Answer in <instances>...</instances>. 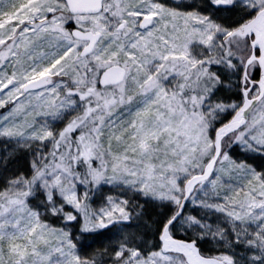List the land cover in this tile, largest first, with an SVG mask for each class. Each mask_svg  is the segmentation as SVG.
<instances>
[{
  "label": "snow or ice",
  "instance_id": "snow-or-ice-1",
  "mask_svg": "<svg viewBox=\"0 0 264 264\" xmlns=\"http://www.w3.org/2000/svg\"><path fill=\"white\" fill-rule=\"evenodd\" d=\"M0 264H264V0H0Z\"/></svg>",
  "mask_w": 264,
  "mask_h": 264
}]
</instances>
